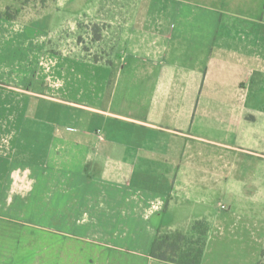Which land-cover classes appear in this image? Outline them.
<instances>
[{"label": "crops", "instance_id": "obj_1", "mask_svg": "<svg viewBox=\"0 0 264 264\" xmlns=\"http://www.w3.org/2000/svg\"><path fill=\"white\" fill-rule=\"evenodd\" d=\"M3 10L0 264H165L156 233L195 222L200 264L213 243L259 263L264 0H140L111 85V65Z\"/></svg>", "mask_w": 264, "mask_h": 264}, {"label": "rangeland", "instance_id": "obj_2", "mask_svg": "<svg viewBox=\"0 0 264 264\" xmlns=\"http://www.w3.org/2000/svg\"><path fill=\"white\" fill-rule=\"evenodd\" d=\"M0 3L9 4L4 8L0 4L5 15L36 18L35 25L48 35V48L106 62L116 73L127 60L120 45L121 26L137 14L140 0H0ZM185 238L183 251L197 250L204 240L192 227ZM223 249L210 244L203 264H229L219 255ZM257 252L255 246H247L242 264H257Z\"/></svg>", "mask_w": 264, "mask_h": 264}, {"label": "trees", "instance_id": "obj_3", "mask_svg": "<svg viewBox=\"0 0 264 264\" xmlns=\"http://www.w3.org/2000/svg\"><path fill=\"white\" fill-rule=\"evenodd\" d=\"M114 76L115 73L111 70L110 85ZM192 230H198V233L204 239L197 250L183 251L182 244L186 239L183 232L158 231L151 244L149 257L165 264H200L205 246L207 226L204 222H195ZM258 264H264V252Z\"/></svg>", "mask_w": 264, "mask_h": 264}]
</instances>
